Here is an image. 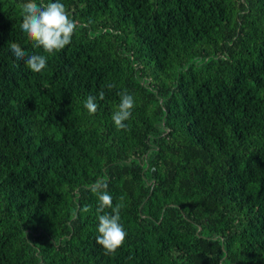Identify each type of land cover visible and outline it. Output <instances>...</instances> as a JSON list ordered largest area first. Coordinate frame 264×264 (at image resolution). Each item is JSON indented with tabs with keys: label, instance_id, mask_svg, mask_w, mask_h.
<instances>
[{
	"label": "trees",
	"instance_id": "trees-1",
	"mask_svg": "<svg viewBox=\"0 0 264 264\" xmlns=\"http://www.w3.org/2000/svg\"><path fill=\"white\" fill-rule=\"evenodd\" d=\"M25 2L0 0V264H264V0H60L78 27L53 54ZM101 178L127 232L108 255Z\"/></svg>",
	"mask_w": 264,
	"mask_h": 264
},
{
	"label": "clouds",
	"instance_id": "clouds-1",
	"mask_svg": "<svg viewBox=\"0 0 264 264\" xmlns=\"http://www.w3.org/2000/svg\"><path fill=\"white\" fill-rule=\"evenodd\" d=\"M22 22L21 30L32 42L33 47L42 48L45 53L53 54L63 50L69 45L78 27L77 21L71 18L64 3L60 0H27L20 3ZM10 50L18 60H24L26 66L34 73L42 72L48 63V57L42 54L29 55L17 42H11ZM26 58V59H25ZM109 88L116 87L114 84ZM120 103L117 110L112 114V121L118 130L126 129L128 121L132 116L135 107L134 96L127 90L118 93ZM99 100H104L105 93L101 90L98 94ZM83 107L90 115L97 113L100 105L97 103V96L89 95L84 101ZM108 184L103 178L98 179L91 185L90 190L98 198L96 209L98 224V235L96 242L105 250V254H114L124 243L127 232L121 222V204H113V197L107 191ZM123 199V197H121ZM111 209V211H105ZM82 213H88L90 208L85 205L80 209Z\"/></svg>",
	"mask_w": 264,
	"mask_h": 264
}]
</instances>
